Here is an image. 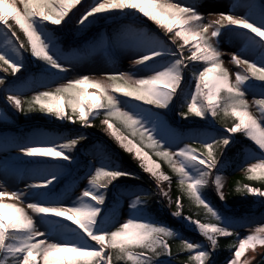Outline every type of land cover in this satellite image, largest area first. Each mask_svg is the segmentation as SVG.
<instances>
[{"label":"snow or ice","instance_id":"snow-or-ice-1","mask_svg":"<svg viewBox=\"0 0 264 264\" xmlns=\"http://www.w3.org/2000/svg\"><path fill=\"white\" fill-rule=\"evenodd\" d=\"M82 2L0 0V71L20 81L17 74L26 68L28 53L42 62L44 77L22 83L0 77L5 103L25 115L39 112L81 128L95 127L102 116L103 130L149 174L156 190L123 183L122 178L140 177L122 168L102 145L94 146L89 155L95 162L77 175V153L88 140L82 132L36 129L2 136L0 264H170L175 259L170 241L177 240V253H189L183 264H216L219 241L227 237L235 238L227 246V264H250L242 258L264 247V223L253 227L251 218L226 214L206 189L214 186L219 200L226 201L220 157L239 134L250 145L242 151L241 170L247 181L262 187L240 182L235 191L264 201V0H230L227 10L207 15L200 0H92L81 11ZM73 16L78 32L107 20L114 27L110 34L66 49L60 26L67 28ZM144 18L158 31L141 23ZM225 41L239 45L228 54L234 73L222 58ZM121 56L131 61L126 71L117 67ZM96 60L110 67L79 70L80 64ZM177 107L185 121L195 117L213 123L180 131L168 117ZM8 117L7 109H0V121ZM217 120L222 128L215 127ZM162 162L175 176L180 193L175 201L173 176ZM64 178L87 183L81 190L71 183L58 188ZM153 198H167L169 207L175 203L171 215L193 227L204 242L184 238L152 215ZM184 198L202 209L203 219L199 213L197 218L184 215ZM121 200L126 219L119 218ZM239 229L250 231L241 236ZM257 264H264V254Z\"/></svg>","mask_w":264,"mask_h":264},{"label":"trees","instance_id":"trees-1","mask_svg":"<svg viewBox=\"0 0 264 264\" xmlns=\"http://www.w3.org/2000/svg\"><path fill=\"white\" fill-rule=\"evenodd\" d=\"M200 0V5L202 8L210 9L213 5H211L212 0ZM217 1V0H216ZM92 2V0H89L85 6H83L80 10L83 11V9L89 5ZM230 4V0H229ZM229 4H227L229 6ZM80 14V12L77 13V16ZM75 19L72 20V23L69 24L67 28H64V26H60L62 28V32L59 34L60 39L62 42V46L66 49H71V47L82 44L84 41H90L94 38H96L99 34H110L113 30V23L111 20L107 21H100L97 22L84 32H78L76 29L79 27L78 25H75ZM146 19V18H145ZM147 20V19H146ZM144 21V20H143ZM141 21V23L144 24V22ZM74 22V23H73ZM108 22V24H105ZM150 24L152 26L145 25L148 28L153 29L154 31H158L154 24L150 21ZM56 27V26H52ZM19 32V30L17 29ZM21 36V39H24L23 33H19ZM162 35V33H159ZM25 64L26 68L22 71L21 74H17L22 77L20 81H16V77H13L10 73H3L0 71V77L5 78L10 81H16L17 83H22L24 79H30L32 77H37L38 79H43L42 75V62L37 61L33 59L28 53H25ZM125 56H121L117 60V67H119L121 70L126 71V67L128 64L125 62ZM85 67L94 69V68H109L110 65H105L101 61L96 60L94 62H90L85 64L79 65V70H84ZM71 74H74V76L69 75V78L76 77L79 75L78 72H72ZM100 75L99 73H96L94 78ZM187 78V74H186ZM39 90H45V89H39ZM3 93V89H0V109H7L9 112V117L6 121H0V137L2 136H15V135H24L29 134L32 131L36 129L45 130L48 132L53 133H62V134H69V133H75V132H82L85 136L88 137V140L83 143V147H80L79 152L77 155L80 158V162L78 164L79 171L76 173L79 176H83L84 172L87 170V166L89 163H91V160H93V156L89 155L90 152L94 150V146L96 145H102L105 147L109 153L113 155V157L117 160L119 165L128 170L135 172L137 176L140 177V179L132 181L127 180L125 178H122L123 183L129 184V185H137L140 188L147 189L149 191L155 192L156 185L154 180H152L149 176V174L144 173L138 166V162L132 158L131 155L125 153L119 146L116 144V142L103 130V128L100 125L101 119L103 117L101 116L100 119H97L94 121L95 127L92 128H81L80 125H71L67 121H59L55 119L54 117L34 112L29 113L27 115L22 114L18 111H15L14 109L10 110L7 105L4 104L1 94ZM33 93L31 91L26 92V95L31 96ZM253 99V97H252ZM179 111L178 107L176 108V114ZM170 122L173 127L177 128L180 131L183 132H191L194 129H203L206 128L208 125H211L213 121L209 120L207 122L200 121L199 118L195 117H189L187 121L183 120V118L177 116V117H171L169 116ZM177 118L179 119V123L177 122ZM226 123L231 126L232 120L229 119L226 121ZM215 127L216 128H222L223 126L220 124L219 120L215 121ZM127 134V133H126ZM238 137L242 138L243 141H245L244 137L237 134ZM195 147L199 148V144H195ZM249 147L248 144H242V143H235L231 145L227 150H225L224 156L220 157V159L223 160L224 165L226 166V161H238V163L234 166L227 165L226 169H223L222 172H225L227 175L230 176L225 194H226V201H220L215 189H211V187L206 189V193L208 198L219 208L221 211H224L228 215H232L234 217L240 218H251L252 225L259 226L261 223H264V201H262L260 198L252 197V196H243L235 191L236 187L239 185L240 182L244 183H251L252 186L255 187H262V185L259 182H249L245 179V174L241 170V165L243 164V156L242 151L243 149ZM147 151L151 153V150L146 149ZM8 152H11L12 155H15V151L8 149ZM1 159H4L5 151L0 150ZM153 159H158L153 155ZM95 162V161H94ZM162 168L163 170L173 176V183L171 185L170 189V196L173 201H175L176 197L180 195L176 183H175V176L171 172V170L168 168L167 164H164L162 162ZM83 179L75 180L74 183H72V178H64L61 180L60 184L58 185V188H64L67 185L71 183V187L76 186L78 182H80V188L84 185L82 184ZM86 185V180H84ZM16 184L20 187L22 184H24L22 181L17 180ZM163 187L168 189V184L165 182ZM125 201H120V213L119 218L125 219V217L121 216L122 206ZM223 203L227 206V208L223 205ZM183 204V212L184 215H193V218H197L196 214L199 213V218H204V213L202 209H199L195 207L187 198H184L182 200ZM150 210L152 215L157 217L159 220H161L163 223L172 226L175 230L179 231L181 235L190 240L193 241L195 238L194 233H189V231L182 229L179 226V223L176 221V217L172 216L171 213L176 210V205L173 203L171 207L168 205L167 198H153V200L150 202ZM179 220V218H178ZM223 241L228 242H235L234 237H227V238H221ZM201 242V240L199 241ZM220 242V241H219ZM172 244V250L173 254L175 256V259H171L170 264H183V262H186L189 256L188 252H182L177 253V246L179 244V241H170ZM227 243V242H226ZM227 251V255L231 254V252L228 250V248H224V251H219V253L216 252V264L217 262L222 258H219L218 255H223L224 252ZM161 259H169L168 257H162ZM173 260V261H172ZM227 261V260H226ZM225 261V262H226ZM224 262V263H225ZM223 263V264H224Z\"/></svg>","mask_w":264,"mask_h":264},{"label":"rangeland","instance_id":"rangeland-1","mask_svg":"<svg viewBox=\"0 0 264 264\" xmlns=\"http://www.w3.org/2000/svg\"><path fill=\"white\" fill-rule=\"evenodd\" d=\"M227 4H229V0H212L211 1V5H213L212 6V8L210 7V9H205V8H202L201 7V5H200V10L205 14V15H207L209 12H219V11H225V10H227V8H228V5ZM78 7V6H77ZM73 12H76V9H73ZM77 13V12H76ZM70 16H71V13H70ZM74 17L75 16H73L72 17V20L74 19ZM74 23V22H73ZM239 45L238 44H234V43H231V42H228V41H225L224 43H222L221 44V51L223 52V53H225V55L222 57L223 59H224V61H225V67H227L228 69H229V71L230 72H235L237 69H236V66L235 65H233L232 63H230L229 61H230V56L228 55L230 52H233V51H235L236 50V48L238 47ZM125 62L124 63H126V64H128L127 65V67H126V70H128L129 69V67L131 66V61L129 60V59H127L126 57H125ZM71 76H74V74H70ZM99 77V75L97 76V77H95V78H98ZM91 91V90H90ZM1 97H2V100H3V102H4V104L5 105H7L6 103H5V93H4V91H3V93H2V95H1ZM249 101H250V103H253V99H252V97L251 96H249ZM8 107H9V109H12L9 105H7ZM253 112H255L256 111V109H255V106H254V104H253V107H252V109H251ZM77 157H78V161L80 162V158H79V156L77 155ZM0 159H1V154H0ZM239 161V160H238ZM238 161H231V160H227L226 161V166H224V169H226V167H227V165H229V166H234V165H236L237 163H238ZM250 162H255V161H250ZM91 163H94V159L93 160H91ZM224 176V175H223ZM224 178H225V185H226V182H227V178L224 176ZM82 184L83 185H85V182H84V180H82ZM24 187V184H22L21 186H20V188H23ZM211 187V189H213L214 188V186H210ZM226 187V186H225ZM73 189H77V190H81L82 189V187L80 188V182H78L77 183V185L76 186H73L72 187ZM165 190H167V188L165 187ZM225 190V189H224ZM73 198H74V196H73ZM70 201H66V203H69ZM129 215V213H128V209H127V207H126V203L124 202L123 203V206H122V211H121V216L122 217H125V219L127 218V216ZM179 221H181V223H183L184 225H185V227L187 228V229H189V233L191 232V231H193L194 232V234H195V236L193 237V238H195L194 240H193V242H199L200 240H201V242H204V240H203V237H201L198 233H197V231L193 228V227H191V226H189L188 224H186L185 223V221H183V219H181V218H179ZM253 227H256L257 225H252ZM250 231V229H239V232H240V235L241 236H244V235H246V234H248V232ZM227 242V243H226ZM234 241H232V242H228V241H223L222 239H220V242H219V244H220V248L217 250V253H219V251H224V248H228L227 246L228 245H230L231 243H233ZM264 251V247H261V246H258L257 247V249L255 250V251H252V250H249L246 254H245V257H243L242 259H248L249 261H250V264H252L255 260H256V258L257 257H259L260 256V254L262 253ZM218 257L219 258H221L218 262H217V264H223L226 260V264H227V262H228V259H229V257L230 256H228L227 255V251L226 252H224V254L223 255H218ZM173 261V260H172Z\"/></svg>","mask_w":264,"mask_h":264},{"label":"water","instance_id":"water-1","mask_svg":"<svg viewBox=\"0 0 264 264\" xmlns=\"http://www.w3.org/2000/svg\"><path fill=\"white\" fill-rule=\"evenodd\" d=\"M262 254H264V251L260 254L259 257L256 258V260L252 264H257V262L261 259Z\"/></svg>","mask_w":264,"mask_h":264}]
</instances>
